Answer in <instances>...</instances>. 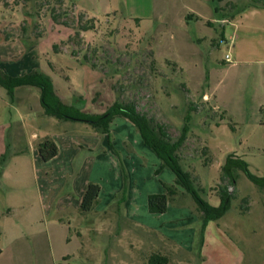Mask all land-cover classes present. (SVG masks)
I'll use <instances>...</instances> for the list:
<instances>
[{"label":"rangeland","instance_id":"rangeland-1","mask_svg":"<svg viewBox=\"0 0 264 264\" xmlns=\"http://www.w3.org/2000/svg\"><path fill=\"white\" fill-rule=\"evenodd\" d=\"M154 1L160 16L138 25L121 14L94 18L72 0H0V40H17L33 58L38 56L64 100L86 112H103L116 100L132 103L152 119L156 128L162 126L171 140L179 137L189 113V132L178 150L180 162L191 173L201 197L217 205L218 198L209 193L220 185L232 189L217 166L232 150L244 152L251 173L264 174V132L257 136L248 129L245 137L238 130L233 132L236 125L223 114L219 103L222 96L227 98L226 87L233 72L229 67L236 60L234 43L243 45L244 28L235 32L233 41L221 42L219 23L193 19L185 23L181 19L188 12L186 0ZM204 2L210 6L212 1ZM244 2L238 0V13L242 14ZM83 25L92 28L80 30ZM226 55L233 62H227ZM26 87L20 86L11 99L0 86L2 98L7 100L4 105L0 99V116L12 120V128L19 123L18 113L28 106L34 111L41 109L39 90L33 87L30 93L19 92ZM39 119L41 140L46 133L49 138L59 135L62 158H72L73 174L66 187L55 193L63 198L65 192H74L72 180L80 171L82 180L100 186L96 212L79 218L72 209L60 213L71 226L65 246L74 255L67 264H145L154 250L149 246L155 241L153 229L164 231L170 227H164L168 216L148 211L147 197L162 192V183H171L173 172L160 168L161 160L143 144L126 118L112 121L110 139L85 122L59 121L45 114ZM56 123L68 124V131L60 134ZM35 129L26 130L23 143ZM65 138L68 143L63 141ZM235 175L242 193L253 194L257 200L264 196L261 187L240 169ZM122 196L125 201L118 208ZM175 197L173 211L191 213L197 209L186 192ZM178 203L185 205H174ZM245 205L233 195L221 223L235 219ZM261 206L258 200L251 210L258 214ZM120 210L122 218L116 214ZM255 216L253 219H257ZM263 227L260 221L255 233L245 228L235 237L246 260L251 257L257 264H264ZM79 232L83 233L81 237Z\"/></svg>","mask_w":264,"mask_h":264},{"label":"crops","instance_id":"crops-1","mask_svg":"<svg viewBox=\"0 0 264 264\" xmlns=\"http://www.w3.org/2000/svg\"><path fill=\"white\" fill-rule=\"evenodd\" d=\"M186 1L188 3L185 2V9L188 12L182 14L181 19L185 23L187 19L205 20L207 24L219 23L222 28L221 42L227 39L233 41L235 32L241 27L244 28L243 45L234 43L236 60L229 67L233 72L230 73L226 87L227 98L225 100L222 96L219 103L224 109L223 114L236 125L233 132L238 130L243 134L241 137H245L244 132L249 129L259 136L264 132V0H244L242 14L238 13L240 9L238 0H208L212 1V6H207L205 0ZM72 2L80 10L98 19L121 14L128 22H137L140 25L144 21L153 20L157 15L160 16L154 0H72ZM239 38L238 33L235 40L238 41ZM0 68L13 76L32 69H39L50 75V71L44 67L40 58L36 55L33 58L30 50H24L17 40H0ZM53 83L56 92L63 98L56 88V81L53 80ZM19 88L14 89V95L21 90ZM26 88L19 92H32L33 87ZM0 99L7 105L2 93ZM43 114L42 107L34 111L28 106L23 112L18 113L19 123H16V128H12V120L0 116V155L5 152L7 143L10 144L12 151L0 173V264H67L74 255L70 254L65 246L69 240L68 231H71L70 222L61 217L60 213L72 209L78 218L82 216L79 205L88 180L81 179L80 171L77 174L79 176L76 175L77 177L72 180L75 197L73 191L65 192L63 198L55 193L66 187L68 179L73 174L72 158H62L59 135L58 138L56 136L52 138L58 146V154L48 161L40 157L36 145L41 141L39 131H42V123L39 117ZM56 124L60 134L69 129L68 124ZM32 126L37 130H32L29 140L25 139L23 143V138L27 137L26 130L33 128ZM135 134L137 136V133ZM46 136L50 134H44V137ZM63 141L69 142L66 138ZM137 142L140 144L139 140ZM207 151L209 152L208 148ZM231 154L244 160V152L232 150L217 164L221 171L226 157ZM247 165L249 169V164ZM44 170L49 172H43ZM257 176L262 177L264 174ZM174 179L175 176L171 183ZM231 188L228 190L234 197L246 203L244 210L239 208L235 219L228 222L221 223L225 215L217 220L208 221L201 247H199L201 213L197 209L191 213L173 211L172 201L177 200L174 196L166 212L161 214L163 217L168 216L164 227L168 224L170 227L164 231L153 229L155 241L149 245H152L151 249L166 253L169 257L168 264H257L253 263L251 257L246 260L245 252L236 245L235 237L244 232L245 228H250L255 233V226L260 221L264 226V196L258 199L262 209L257 214L251 210L252 204L258 201L253 194L251 196L238 190L236 181L231 184ZM261 189L264 191V187ZM179 192L183 190L180 189ZM209 194L220 200L218 187ZM92 211L96 212V209ZM116 214L121 218L124 215L121 210ZM255 215L257 219H253ZM82 234L79 232L80 237Z\"/></svg>","mask_w":264,"mask_h":264},{"label":"trees","instance_id":"trees-1","mask_svg":"<svg viewBox=\"0 0 264 264\" xmlns=\"http://www.w3.org/2000/svg\"><path fill=\"white\" fill-rule=\"evenodd\" d=\"M92 27L83 25L80 30H90ZM0 86L12 99L14 89L20 86L35 87L39 90V103L45 115L59 121H80L91 125L99 134L106 135L110 139V125L116 117L129 120L137 130L143 144L150 148L161 160L162 167L169 168L174 176L173 183H162L163 190L159 193H150L147 197L148 211L153 214L166 212L170 200L182 189L193 199L197 210L201 213L202 224L200 228L199 247L203 242L205 226L210 220H217L224 216L230 209L233 194L225 185L218 186L219 203L214 206L203 199L194 185L191 173L185 170L180 162L178 150L181 148L189 132L188 121L190 114L184 117V125L176 140H171L162 126L157 128L152 119L145 113L139 112L132 103L114 101L103 112L90 113L82 110L72 102L61 98L55 90L52 78L39 69H32L21 75H9L0 68ZM191 109V108H190ZM110 141V140H109ZM40 157L48 161L58 154V146L52 138L45 137L36 145ZM12 154L10 144L7 143L5 152L0 155V173L6 161ZM240 169L246 177L259 187H264V176H257L250 172L247 163L234 155H228L222 166L223 178H227L232 184L236 181L235 170ZM100 186L94 182H88L79 205V212L85 215L95 208L99 201ZM125 201L124 196L118 200L117 207ZM169 257L160 250H153L147 256L145 264H168Z\"/></svg>","mask_w":264,"mask_h":264},{"label":"built area","instance_id":"built-area-1","mask_svg":"<svg viewBox=\"0 0 264 264\" xmlns=\"http://www.w3.org/2000/svg\"><path fill=\"white\" fill-rule=\"evenodd\" d=\"M225 60L227 62H233L232 59H231V57L229 55H226Z\"/></svg>","mask_w":264,"mask_h":264}]
</instances>
